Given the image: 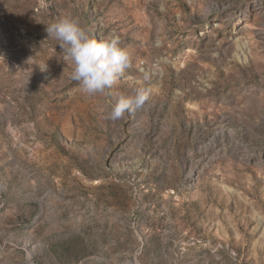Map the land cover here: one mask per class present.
<instances>
[{
	"label": "rangeland",
	"instance_id": "1",
	"mask_svg": "<svg viewBox=\"0 0 264 264\" xmlns=\"http://www.w3.org/2000/svg\"><path fill=\"white\" fill-rule=\"evenodd\" d=\"M69 14L132 54L106 94ZM0 264H264V0H0Z\"/></svg>",
	"mask_w": 264,
	"mask_h": 264
},
{
	"label": "clouds",
	"instance_id": "2",
	"mask_svg": "<svg viewBox=\"0 0 264 264\" xmlns=\"http://www.w3.org/2000/svg\"><path fill=\"white\" fill-rule=\"evenodd\" d=\"M45 31L47 38L59 42L65 58L74 65L72 79L80 82L83 91L89 95L106 94L131 64L132 54L119 46L118 36L97 39L73 15L58 18L47 25ZM146 100L145 90H138L134 96L120 95L112 107L111 119L123 118L126 112L142 107Z\"/></svg>",
	"mask_w": 264,
	"mask_h": 264
}]
</instances>
